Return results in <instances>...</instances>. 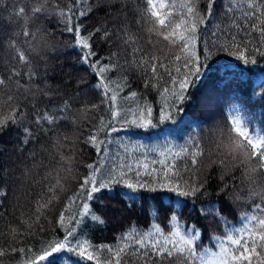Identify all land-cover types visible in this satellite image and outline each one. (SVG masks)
I'll return each mask as SVG.
<instances>
[{"label":"snow or ice","instance_id":"1","mask_svg":"<svg viewBox=\"0 0 264 264\" xmlns=\"http://www.w3.org/2000/svg\"><path fill=\"white\" fill-rule=\"evenodd\" d=\"M3 2L0 0V4ZM217 2L203 0L205 8L201 12V0H141L142 6H138L137 11L147 25L152 52H145L136 37L125 29L119 30L114 37L106 27L89 31L84 18L92 11L90 0H69L64 8L53 4L55 10L51 12L47 0L31 8L33 17L56 16L63 32L73 37L72 48L80 57L78 63L93 77L90 88L99 98V103H81L78 111L100 112L103 109V115L98 123L91 125L89 134L83 139V143L95 151L97 160L86 165L88 174L79 177L76 191L66 197L56 219L59 234L42 240L37 248L31 245L16 247L13 245L21 241L16 239L18 229L12 227V243L0 247V258L19 253L20 264H129L130 259L133 264H264V189L250 192L249 199L258 198V202L241 216L240 226L233 225L221 215L218 202L196 205L198 197L208 194L206 181L197 176L199 168L196 165L205 154L197 140L190 136L185 145L176 149L172 141H167L163 148L149 147L139 141L132 142L131 138L125 142L119 136L125 128L148 130L165 122L175 123L177 115L183 112V105L191 99L190 90L213 73L223 77L226 84L233 83L229 98L239 99L243 77L251 71L250 67L241 66H256L258 58L264 60V0H219V10L214 11ZM16 14L24 21L22 35L27 52L40 54V42L36 34L28 30L24 7H19ZM97 34L105 41L117 39L127 46L130 60L124 59L121 64L116 52L107 57L99 55L94 48ZM33 41H37L35 46ZM9 47L15 50L13 59L27 66L25 76L32 80L35 72L29 55L15 40L9 42ZM218 56L221 59H216ZM125 66L138 70L143 77V87L159 95L161 103L155 119L152 105L130 90L126 76L120 79L110 76V73L124 70ZM13 76L20 77L15 68L9 80ZM0 87H6L3 77H0ZM126 89L130 90L127 94ZM87 93L88 89L82 90L76 100H86ZM45 95H50V91ZM252 96L254 103L264 100V92L253 90ZM15 101L11 94L0 100V106H8L0 113V136L8 134L12 128L19 133L15 139L27 146L34 140V134L25 126V111ZM72 111V104L65 101L51 112H37L34 122L42 131L55 129ZM224 115L225 124L216 132V159L212 163L221 170L241 167L246 179L255 184L254 177L264 175V129L258 126L257 115L248 114L239 103L230 104ZM181 124L185 129L190 126L183 121ZM113 145L117 146L118 162L109 165ZM149 153H157L159 159H150ZM186 157L191 168L184 163ZM68 164L71 173V157ZM71 178L77 179L76 176ZM229 187L225 182L219 191L227 197ZM65 191L62 178L57 175L55 183L34 201L33 214L21 220L23 234L34 235L36 228L45 231L40 223L41 216L55 206ZM117 195L129 207L138 204L150 219H160L163 212L169 231L166 233L160 224L153 222L147 231L131 227L115 244H94L88 230L93 226L100 228L105 221L93 204L106 207L104 197ZM7 196L6 187L0 185V213ZM189 204L192 205L189 211L195 210L202 217H214L224 226L223 237L211 238L212 247L200 243L203 232L195 224L181 223L180 217ZM3 235L0 232V236ZM0 264H3L2 259Z\"/></svg>","mask_w":264,"mask_h":264},{"label":"trees","instance_id":"2","mask_svg":"<svg viewBox=\"0 0 264 264\" xmlns=\"http://www.w3.org/2000/svg\"><path fill=\"white\" fill-rule=\"evenodd\" d=\"M43 2L44 0H15V3H12L10 0H4L3 4H0V77L6 80V87H0V100L6 99L9 94L13 95L16 98L15 102L25 111V126L29 127L34 134V140L27 146H22L19 140L15 139L19 133L12 128L9 129L8 134L0 136V185H4L8 192L3 203V212L0 213V232L4 233L0 236V247H6L12 243V227L18 229L16 239L21 241L20 244L13 245L16 247L31 245L37 248L42 240L58 235L60 229L56 227V219L63 209L66 197L72 195L79 185V179L74 183H69L73 168L78 177H83L89 171L86 165L97 160L95 151L86 146L83 139L89 134L91 125L98 123L99 117L103 115V109L100 112L81 113L78 111L81 103H99L98 93L90 88V85L94 83L93 77L79 65L80 57L77 50L72 48L73 37L63 32L58 18L47 14L38 17L31 15V8ZM68 3L69 0H47L48 11L55 10L52 7L53 4L64 8ZM90 3L93 6L92 11L88 17L84 18L85 27L89 31L106 27L114 37L119 30L125 29L130 35L136 37L139 46L145 52L153 51L148 43L150 37L147 25L140 19L137 11V7L142 6L141 0H90ZM19 7H24L28 16L29 32H34L37 41L40 42V54L27 52L25 38L22 35L24 21L16 14ZM199 8L201 12L204 11L203 0ZM218 10L219 0L214 5V11ZM11 40H15L16 45L25 50L26 55H29L32 70L35 72L32 80H28L25 76L27 66H21L18 59H13L15 50L9 47ZM37 41H33L34 46ZM45 45L48 47L45 48ZM94 48L99 55L105 57L116 52L121 58V64L124 59L130 60L129 48L123 46L117 39L105 41L97 34ZM216 59H221V57L218 56ZM226 59L232 60L233 58L227 57ZM236 63L239 62L236 61ZM241 67H250L251 71L243 77L244 84L240 86L238 100L233 101L229 98L234 84L231 82L226 84L223 77L213 73L207 79L202 80L194 90H190L191 99L183 105V112L177 115L175 123L165 122L148 130L125 128L120 131L126 140L131 138L132 142L139 141L149 147L163 148L167 141H172L178 149L185 145L190 136L197 140L205 152L196 165L199 168L197 176L200 180L206 181L208 194L206 197H198L196 205L218 202L221 206V215L236 226H240L241 216L250 212L252 205L258 202V198L249 199L250 192L264 189V175L257 174L254 177L256 182L252 184L242 173L241 167L230 166L228 169L221 170L212 163L216 159L214 151L216 135L213 134L219 125L224 126V113L230 104L239 103L248 114H256L258 126L264 129V100L254 103L255 97L252 96L253 90L257 93L264 92V83H262L264 82V60L258 58L256 66L242 65ZM14 68L20 72V77L13 76L9 80ZM110 76L113 79L126 76L131 84L130 90L145 97L152 105L155 119L159 113L160 97L156 91L146 90L143 87V77L138 70L125 66L124 70L110 73ZM84 89H88L86 100L84 98L76 100L77 94L82 93ZM130 90L126 89L125 94ZM49 91L50 95L46 96L45 92ZM74 100L75 103H73ZM65 101L72 104L73 111L68 114L69 118L61 119L55 129L42 131L34 122L37 112L45 110L51 112L53 109H58ZM7 107V105L0 106V113H4ZM181 121L190 126L185 129ZM70 146H74V151L71 150V153H69ZM112 149L113 156L108 162L110 165L118 162L115 155L117 148ZM67 156L72 159V171L68 172L69 174L62 182L67 191L60 194L59 201L49 210L50 218L47 217V213L41 216L40 223L45 231L41 232L39 228H36L34 235L23 234L21 220L33 214L34 201L47 190L50 184L55 183L57 175L60 176L62 172L63 176V167L66 166L69 158ZM149 158L159 159V156L157 153H149ZM34 162L36 165L33 170L38 174L33 173V178L27 175V181L22 182L20 179L22 169L25 170L26 165ZM184 163L192 167L187 157ZM56 164L57 167H55ZM51 172L56 174L53 179L50 176ZM225 182L230 184L227 197L225 193L219 191ZM103 204L106 207L93 204V208L105 224L100 228L93 226L88 230L89 238L96 245L115 244L120 235L131 227L135 226L141 231H147L153 222L160 224L166 233L169 231L165 227L168 221L163 212L160 213V219H150L148 213L138 204L133 203L129 207L119 195L105 196ZM166 207L167 202L165 201ZM191 208V204L185 207L180 217L181 223L195 224L203 232L200 243L205 247H212L211 238L213 236L223 237L224 226L214 217H202L195 210L189 211ZM48 220L51 223L47 222ZM213 250H215L214 247ZM0 259L3 260V264H20L21 256L19 253H14ZM129 264H133L131 259Z\"/></svg>","mask_w":264,"mask_h":264},{"label":"rangeland","instance_id":"3","mask_svg":"<svg viewBox=\"0 0 264 264\" xmlns=\"http://www.w3.org/2000/svg\"><path fill=\"white\" fill-rule=\"evenodd\" d=\"M213 124H215V123H213ZM215 125H216V124H215ZM220 127H221V126L219 125V128H220ZM217 129H218V128H215V133H214L213 135H216ZM68 146H69V145H68ZM63 147L66 148V146H63ZM113 147L117 148V146H112V148H113ZM71 150L74 151V146H70L69 153H71ZM111 150H113V149H111ZM51 155L53 156L54 154H51ZM48 157H49V153H48ZM67 157H69V156H67ZM71 161H72V159H71ZM35 165H36V163L34 162V163H32L31 165H26L25 170L22 169V175L20 176V179H21L22 182L27 181L28 176L31 177V178H33V173L38 174L37 171H34V170H33V169H35ZM55 167H57V164L55 165ZM68 167H69V164H68V162H67L66 166L63 167V170H64V174H63V176H62V172L60 173V177H62V182H64V178L66 177V175L69 174V173H68ZM27 175H28V176H27ZM55 175H56V174H53V172H51V174H50L51 179L55 178V177H56ZM58 175H59V174H58ZM47 222L51 223L49 220H48Z\"/></svg>","mask_w":264,"mask_h":264},{"label":"bare ground","instance_id":"4","mask_svg":"<svg viewBox=\"0 0 264 264\" xmlns=\"http://www.w3.org/2000/svg\"><path fill=\"white\" fill-rule=\"evenodd\" d=\"M12 3H15V0H10ZM126 135V134H125ZM119 136L121 137V138H124V140H125V142H127L128 140H126L125 138V136L122 134V133H119ZM113 146H115V145H113ZM97 159V158H96ZM110 165V164H109ZM72 176H76L77 177V179H72V178H70V181H69V183H74L75 181H77L78 179H79V177L76 175V173H75V168H73V172H72V175L70 176V177H72ZM56 213V212H55ZM51 214H50V211H48L47 212V217L48 218H50L51 216H50Z\"/></svg>","mask_w":264,"mask_h":264}]
</instances>
